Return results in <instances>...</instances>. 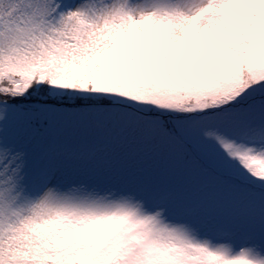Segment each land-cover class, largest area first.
<instances>
[{
	"label": "snow or ice",
	"instance_id": "6c2138e0",
	"mask_svg": "<svg viewBox=\"0 0 264 264\" xmlns=\"http://www.w3.org/2000/svg\"><path fill=\"white\" fill-rule=\"evenodd\" d=\"M0 264H264V0H0Z\"/></svg>",
	"mask_w": 264,
	"mask_h": 264
}]
</instances>
